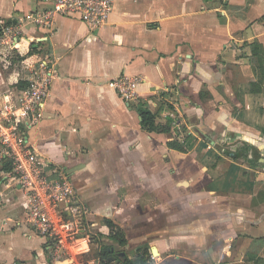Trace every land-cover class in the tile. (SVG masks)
<instances>
[{"label": "crops", "instance_id": "crops-1", "mask_svg": "<svg viewBox=\"0 0 264 264\" xmlns=\"http://www.w3.org/2000/svg\"><path fill=\"white\" fill-rule=\"evenodd\" d=\"M44 7L0 0V20L21 30L0 51V107H19L29 65L55 60L27 142L67 171L92 232L107 234L113 221L128 244L102 236L105 243L128 253L156 248L152 264H264V83L251 92L249 45L264 46V0H114L96 29L60 15L39 27L31 15ZM229 63L248 73V84H228ZM122 75L142 78L135 102L113 85ZM139 100L158 122L174 120L172 135L142 129ZM186 136V152L167 145ZM4 165L0 264H55L52 242L27 221L25 192Z\"/></svg>", "mask_w": 264, "mask_h": 264}, {"label": "built area", "instance_id": "built-area-1", "mask_svg": "<svg viewBox=\"0 0 264 264\" xmlns=\"http://www.w3.org/2000/svg\"><path fill=\"white\" fill-rule=\"evenodd\" d=\"M45 5L31 15L39 27L52 28L55 16L77 18L91 28L105 26L114 0H40ZM21 30L0 20V51L15 46ZM29 85L20 92L19 107L4 103L0 107V159L13 166L8 176L27 198L26 216L36 231L52 242L55 264H101L91 259L94 240L89 210L78 195L69 174L51 163L27 142V129L43 117V105L57 75V65L44 57L28 66ZM140 76L122 75L113 81L118 93L128 102L138 99Z\"/></svg>", "mask_w": 264, "mask_h": 264}, {"label": "trees", "instance_id": "trees-1", "mask_svg": "<svg viewBox=\"0 0 264 264\" xmlns=\"http://www.w3.org/2000/svg\"><path fill=\"white\" fill-rule=\"evenodd\" d=\"M252 47V58H251V70L257 77L256 81L251 82V92L261 93L263 92L264 83V46L263 44L255 39L253 42L249 43ZM19 60H24V57L16 55ZM29 62L34 61V59H29ZM203 94V93H202ZM133 107L136 109L137 113L141 117V127L142 129L149 132L157 133H167L172 135V128L174 120L168 118L165 122H158V113L153 112L145 101L139 100ZM167 145L175 150L186 152L188 143L187 136L184 139L171 138ZM4 170L10 172L13 166L10 162H5ZM107 225L109 227V232L107 234H94V243H99L97 249L94 253L92 251L90 257L91 259L98 260L101 264H111L110 257L114 251V245L118 244L121 247H125L128 244V237L126 232L118 227L113 221L107 220ZM102 236H106L113 244L105 243ZM152 253L148 248H139L137 251H131L126 255L125 258H120L118 264H152Z\"/></svg>", "mask_w": 264, "mask_h": 264}, {"label": "rangeland", "instance_id": "rangeland-1", "mask_svg": "<svg viewBox=\"0 0 264 264\" xmlns=\"http://www.w3.org/2000/svg\"><path fill=\"white\" fill-rule=\"evenodd\" d=\"M237 45L235 44V46H233L232 48L236 47ZM3 64L1 63L0 66H2ZM13 67V66H12ZM18 67L20 69L19 64L16 65V63L14 64V68ZM4 66H3V70H4ZM225 70L227 71V81L228 84H230V82H232V78L231 77H236L238 79L239 82L241 83H246L248 84L250 77H247L246 75L248 74L241 66H235V64L233 63H229L226 67ZM4 72H6V69L4 70ZM250 75V74H249ZM225 97L228 98V96L225 95ZM229 99V98H228ZM95 234V233H93ZM99 246V243H94L93 246V253L95 251V249H97ZM152 256V255H151ZM91 258V257H90Z\"/></svg>", "mask_w": 264, "mask_h": 264}, {"label": "water", "instance_id": "water-1", "mask_svg": "<svg viewBox=\"0 0 264 264\" xmlns=\"http://www.w3.org/2000/svg\"><path fill=\"white\" fill-rule=\"evenodd\" d=\"M157 252H158V251H157L156 248H153V249H152V253H153L154 255H157ZM126 255H128V252H127L126 250L117 251V250H115V248H114L113 254H112L111 257H110L111 264H118L119 259H120V258H125Z\"/></svg>", "mask_w": 264, "mask_h": 264}]
</instances>
